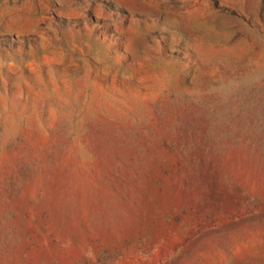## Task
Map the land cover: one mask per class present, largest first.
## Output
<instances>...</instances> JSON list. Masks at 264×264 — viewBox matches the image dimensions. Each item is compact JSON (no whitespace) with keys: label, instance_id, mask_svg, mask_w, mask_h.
Instances as JSON below:
<instances>
[{"label":"rangeland","instance_id":"obj_1","mask_svg":"<svg viewBox=\"0 0 264 264\" xmlns=\"http://www.w3.org/2000/svg\"><path fill=\"white\" fill-rule=\"evenodd\" d=\"M0 264H264V0H0Z\"/></svg>","mask_w":264,"mask_h":264}]
</instances>
